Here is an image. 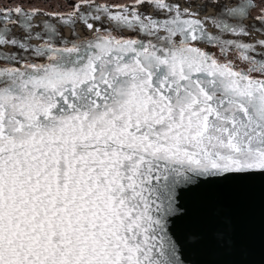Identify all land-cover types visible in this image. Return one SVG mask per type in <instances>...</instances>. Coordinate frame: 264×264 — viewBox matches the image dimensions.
<instances>
[{
	"label": "snow or ice",
	"instance_id": "1",
	"mask_svg": "<svg viewBox=\"0 0 264 264\" xmlns=\"http://www.w3.org/2000/svg\"><path fill=\"white\" fill-rule=\"evenodd\" d=\"M254 35L264 0H0V264L226 243L203 194L264 176Z\"/></svg>",
	"mask_w": 264,
	"mask_h": 264
},
{
	"label": "water",
	"instance_id": "2",
	"mask_svg": "<svg viewBox=\"0 0 264 264\" xmlns=\"http://www.w3.org/2000/svg\"><path fill=\"white\" fill-rule=\"evenodd\" d=\"M202 214L227 242L191 254L194 264H264V176H236L208 185Z\"/></svg>",
	"mask_w": 264,
	"mask_h": 264
},
{
	"label": "bare ground",
	"instance_id": "3",
	"mask_svg": "<svg viewBox=\"0 0 264 264\" xmlns=\"http://www.w3.org/2000/svg\"><path fill=\"white\" fill-rule=\"evenodd\" d=\"M212 14H213L212 9H209V15H212ZM249 23H251V22H249ZM253 38H254V39H264V37L255 36V35H254Z\"/></svg>",
	"mask_w": 264,
	"mask_h": 264
}]
</instances>
